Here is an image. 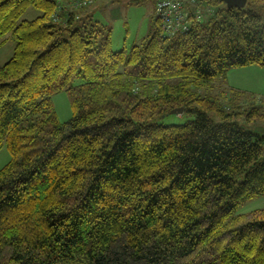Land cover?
<instances>
[{
	"label": "trees",
	"instance_id": "16d2710c",
	"mask_svg": "<svg viewBox=\"0 0 264 264\" xmlns=\"http://www.w3.org/2000/svg\"><path fill=\"white\" fill-rule=\"evenodd\" d=\"M75 1L0 0V264H264V208L236 213L264 193V136L241 124L264 105L213 91L264 66V0H199L211 13L174 35L153 12L120 51ZM179 107L194 119L157 122Z\"/></svg>",
	"mask_w": 264,
	"mask_h": 264
},
{
	"label": "rangeland",
	"instance_id": "374dc122",
	"mask_svg": "<svg viewBox=\"0 0 264 264\" xmlns=\"http://www.w3.org/2000/svg\"><path fill=\"white\" fill-rule=\"evenodd\" d=\"M154 4L153 0H145L141 2H125L116 3L112 15L108 11L103 19L109 25L112 31V45L115 51L124 48L131 49L136 44H142L151 32L152 18L151 10ZM264 19V8L261 10ZM40 15L35 8H30L24 14L22 19H34ZM5 45L0 48V67L4 66L13 56L15 48V40L11 33L7 34ZM227 83L233 88H240V91L246 93L242 96L241 104L248 107L252 104L264 105V66H247L231 69L227 74ZM85 81L79 78L75 85L83 84ZM223 81L220 83L222 84ZM217 93L224 92L230 95V88L220 85ZM205 92V91H204ZM230 98V97H228ZM58 116L61 121H67L72 116V110L68 95L65 91L59 92L53 96ZM194 119V116L186 113H170L166 116L157 118V122L165 125L184 124L188 120ZM241 124L253 131L264 136V118L261 116L249 121L247 118L241 121ZM11 160L10 152L6 145L0 150V169L3 168ZM264 208V193L260 196L249 199L239 206L236 213H249L257 209Z\"/></svg>",
	"mask_w": 264,
	"mask_h": 264
},
{
	"label": "built area",
	"instance_id": "2783aa9c",
	"mask_svg": "<svg viewBox=\"0 0 264 264\" xmlns=\"http://www.w3.org/2000/svg\"><path fill=\"white\" fill-rule=\"evenodd\" d=\"M98 1L110 0H76L68 6L87 7ZM66 5L57 9L54 13V19L60 18V10ZM211 13V9L201 5L199 0H158L154 10V16L162 21L163 31L167 35H174L180 32H186L190 29V15L196 14L198 19L203 20L204 17Z\"/></svg>",
	"mask_w": 264,
	"mask_h": 264
},
{
	"label": "crops",
	"instance_id": "0c3cea01",
	"mask_svg": "<svg viewBox=\"0 0 264 264\" xmlns=\"http://www.w3.org/2000/svg\"><path fill=\"white\" fill-rule=\"evenodd\" d=\"M121 1H125V2H132V1L141 2V1H145V0L98 1L94 5H92V6L88 7V8H86V9H84L83 12H82V14H81V16L82 17L93 16V18L95 20L100 21V22L108 25L107 22L104 21L103 16L108 11H110V14L112 15V12H113V9H114L116 3L121 2ZM153 1H154V4L152 6L151 15H153V12H154V9H155V0H153ZM221 81H223L225 83V86L226 87H229L230 89H236V88H233L232 85H230V86L228 85L226 78H224V79L223 78H220V79H218V80H216L214 82V84H215V88L213 89L214 92H216V93L218 92V89L220 88L218 85H219V83ZM223 82H222V84L220 83V85H223L224 86ZM225 86H224V88H225ZM236 90H240V88H238Z\"/></svg>",
	"mask_w": 264,
	"mask_h": 264
},
{
	"label": "water",
	"instance_id": "95a60500",
	"mask_svg": "<svg viewBox=\"0 0 264 264\" xmlns=\"http://www.w3.org/2000/svg\"><path fill=\"white\" fill-rule=\"evenodd\" d=\"M228 8H245L248 0H221ZM172 113H184V108L179 107L172 110Z\"/></svg>",
	"mask_w": 264,
	"mask_h": 264
}]
</instances>
